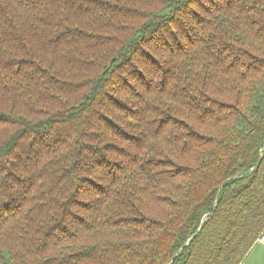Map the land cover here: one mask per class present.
<instances>
[{
	"label": "trees",
	"instance_id": "trees-1",
	"mask_svg": "<svg viewBox=\"0 0 264 264\" xmlns=\"http://www.w3.org/2000/svg\"><path fill=\"white\" fill-rule=\"evenodd\" d=\"M264 236V0H0V264H241Z\"/></svg>",
	"mask_w": 264,
	"mask_h": 264
},
{
	"label": "rangeland",
	"instance_id": "rangeland-1",
	"mask_svg": "<svg viewBox=\"0 0 264 264\" xmlns=\"http://www.w3.org/2000/svg\"><path fill=\"white\" fill-rule=\"evenodd\" d=\"M263 240L258 242H263ZM258 242L253 246L247 257L244 259V261L241 264H252L253 262L259 260V258H261L264 263V252L263 253L261 252V248L260 246H258Z\"/></svg>",
	"mask_w": 264,
	"mask_h": 264
},
{
	"label": "crops",
	"instance_id": "crops-1",
	"mask_svg": "<svg viewBox=\"0 0 264 264\" xmlns=\"http://www.w3.org/2000/svg\"><path fill=\"white\" fill-rule=\"evenodd\" d=\"M263 239H264V236H263ZM258 246H260L261 252L263 253L264 252V240H263V242H258ZM252 264H264V263H263L262 259L259 258V260L253 262Z\"/></svg>",
	"mask_w": 264,
	"mask_h": 264
},
{
	"label": "built area",
	"instance_id": "built-area-1",
	"mask_svg": "<svg viewBox=\"0 0 264 264\" xmlns=\"http://www.w3.org/2000/svg\"><path fill=\"white\" fill-rule=\"evenodd\" d=\"M261 240H263V237H262V238H259V240H258V241H261Z\"/></svg>",
	"mask_w": 264,
	"mask_h": 264
}]
</instances>
